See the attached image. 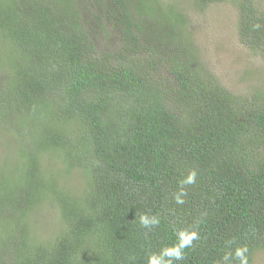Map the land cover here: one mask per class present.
I'll return each mask as SVG.
<instances>
[{
	"label": "trees",
	"instance_id": "1",
	"mask_svg": "<svg viewBox=\"0 0 264 264\" xmlns=\"http://www.w3.org/2000/svg\"><path fill=\"white\" fill-rule=\"evenodd\" d=\"M105 1L0 0V130L21 147L19 163L0 164V264H147L192 227L200 239L177 264H220L237 244L253 264L264 249V90L236 95L207 74L171 5ZM237 5L242 41L264 45V12ZM48 153L77 174L74 190L44 169ZM191 169L197 182L177 205ZM43 199L57 212L45 239L31 227ZM141 214L161 222L148 231Z\"/></svg>",
	"mask_w": 264,
	"mask_h": 264
},
{
	"label": "rangeland",
	"instance_id": "2",
	"mask_svg": "<svg viewBox=\"0 0 264 264\" xmlns=\"http://www.w3.org/2000/svg\"><path fill=\"white\" fill-rule=\"evenodd\" d=\"M162 7L171 5L182 12L186 19L185 31L191 37V51L198 56V63L212 75L217 82L236 95H249L255 90H264V45L245 43L239 34L238 0H159ZM259 11L264 12V0H252ZM105 0H95L97 9L104 8ZM158 23H156L157 25ZM145 32V31H144ZM143 32V35H144ZM161 34V33H160ZM168 35L155 42L156 46H167ZM1 41V39H0ZM0 42V49L2 48ZM6 51H0V62L5 60ZM17 152V153H16ZM21 147L14 143L11 135L0 130V164L19 163ZM44 169L57 173L61 186L74 190L78 176L75 172L65 170L58 163L56 156L49 153L42 157ZM22 164V163H21ZM15 180H6L7 184ZM73 185L74 187H70ZM32 229L36 236L45 239L52 233L57 221V212L50 203L43 199L41 204L33 208ZM253 264H264V249L258 247L254 251Z\"/></svg>",
	"mask_w": 264,
	"mask_h": 264
},
{
	"label": "clouds",
	"instance_id": "3",
	"mask_svg": "<svg viewBox=\"0 0 264 264\" xmlns=\"http://www.w3.org/2000/svg\"><path fill=\"white\" fill-rule=\"evenodd\" d=\"M253 27L259 29L260 25L256 24ZM196 182L197 172L195 169L188 170L186 175L182 176L178 181V191L173 195L177 205L185 203L186 186L194 185ZM160 222L158 215L141 214L139 216V224L148 231L157 227ZM199 239L200 234L196 227L181 228L175 232L174 242L165 244L147 255V264H177V262H182L185 259V250L191 248L194 242ZM228 243L232 245L235 244V241H229ZM248 252L249 249L246 245L237 244L223 255L220 264H249Z\"/></svg>",
	"mask_w": 264,
	"mask_h": 264
}]
</instances>
